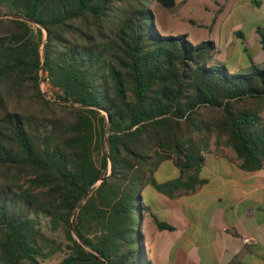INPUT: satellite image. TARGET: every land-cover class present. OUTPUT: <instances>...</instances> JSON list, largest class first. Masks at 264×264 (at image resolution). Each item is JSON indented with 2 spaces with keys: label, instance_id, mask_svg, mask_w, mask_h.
Wrapping results in <instances>:
<instances>
[{
  "label": "trees",
  "instance_id": "1",
  "mask_svg": "<svg viewBox=\"0 0 264 264\" xmlns=\"http://www.w3.org/2000/svg\"><path fill=\"white\" fill-rule=\"evenodd\" d=\"M153 2L175 5L0 0V264H151L144 215L174 226L146 185L193 191L213 134L264 167V67L209 63L214 41L161 33ZM164 161L178 176L159 183Z\"/></svg>",
  "mask_w": 264,
  "mask_h": 264
},
{
  "label": "crops",
  "instance_id": "2",
  "mask_svg": "<svg viewBox=\"0 0 264 264\" xmlns=\"http://www.w3.org/2000/svg\"><path fill=\"white\" fill-rule=\"evenodd\" d=\"M182 1L185 3L187 0ZM227 1L216 0L215 2L218 11L226 14L221 22L225 33H222V37L217 43L214 42L217 53L229 48L225 42V35L232 18L238 20L254 18L252 21L263 20L262 24L264 23V0L253 2L232 0L230 4ZM201 6L208 9L205 5ZM226 9H228L227 12H225ZM198 24L203 25L201 22ZM214 25L215 23L212 21L210 28H213ZM234 32L237 37H243L240 29H235ZM237 49V40H234L231 52H236ZM261 50L264 53L262 46ZM221 62L219 61V63ZM210 63H216V61L211 59ZM229 68L233 72L242 70L235 67ZM205 158V164L199 173L200 178L205 180L193 191H184L175 197H169L157 191L158 202L168 210L165 217L167 220H165L172 224L174 229H158L154 223L157 228V231L154 230L156 238L151 243L146 241L144 234L151 264H178L177 257L180 254L183 255L185 264L202 263V258L199 255L200 246L193 241L195 231H191L193 221L186 212V202L198 193L212 188H215L218 195L205 226L212 233L213 238L212 243L208 241L211 264H254L256 255L264 264V167L258 170H243L238 165L239 160L236 154L234 157L224 153L207 154ZM207 158L223 159L227 164V171L223 177L217 178L213 184H211L212 176L202 170L206 165ZM168 162L171 167L175 168L171 161ZM180 239L181 243L179 244Z\"/></svg>",
  "mask_w": 264,
  "mask_h": 264
},
{
  "label": "rangeland",
  "instance_id": "3",
  "mask_svg": "<svg viewBox=\"0 0 264 264\" xmlns=\"http://www.w3.org/2000/svg\"><path fill=\"white\" fill-rule=\"evenodd\" d=\"M226 1V0H220ZM232 0H228L227 3H231ZM251 2L255 0H250ZM216 0H187L185 3L182 0H176L175 7H163L157 2L150 4L152 11L155 15V23L163 34H186L188 39L193 43H197L202 40H214L218 42L223 31L221 27L222 20L226 17L218 11L217 6H215ZM195 4V5H194ZM201 5H205L208 9L203 8ZM201 6V7H200ZM228 9L225 10L227 12ZM254 18H252L253 20ZM249 20H238L232 18L230 21L227 31L225 42L228 45V50L214 53L211 59L216 62L222 61L228 67H235L244 69L243 71L250 69V64L247 58V54H250L258 67H264V53L261 50V44L259 42L258 35L255 31L257 25H264L262 21H252ZM214 21L215 25L210 28L211 22ZM203 23L198 24V23ZM235 29H240L243 33V37H237L235 34ZM234 40H237L238 49L236 52H231V47ZM246 48V50H243ZM214 57V59H213ZM209 60V63L211 62ZM41 89L45 92H50L46 84H41ZM224 153L228 156H235L233 149L224 143V137L217 138L215 134L209 139V147L205 152L207 154H219ZM204 172L212 176L213 181L211 184L215 183L217 178H222L224 173L227 171V164L225 160H215L207 158L206 165L202 169ZM178 170L171 167L168 161L162 162L156 171L154 172V177L157 182L161 183L166 180L176 177ZM24 186L28 185L26 178L20 180ZM158 192L152 185H146L143 190V200L149 204L150 210L160 219H166L167 208L161 206L158 202ZM218 193L215 188L203 191L200 194L188 199L186 202V212L190 215L193 221V227L191 231H195L193 236V241L198 243L200 246L199 255L202 258L201 264H211V255L209 253V243H212V233L205 228L208 217L216 204ZM167 220V219H166ZM142 232L146 236V241L151 243L152 240L156 238L157 228L154 225L152 217L148 214L144 215L142 220ZM155 230V231H154ZM154 232V233H153ZM171 237V236H168ZM145 239V238H144ZM181 239L179 240V244ZM147 247V246H146ZM176 249V247H175ZM174 249V250H175ZM178 256V255H177ZM254 264H263L259 260V256H255ZM62 255L56 253L53 257L45 259L43 264H59ZM178 264H185L184 257L180 254L177 257Z\"/></svg>",
  "mask_w": 264,
  "mask_h": 264
},
{
  "label": "built area",
  "instance_id": "4",
  "mask_svg": "<svg viewBox=\"0 0 264 264\" xmlns=\"http://www.w3.org/2000/svg\"><path fill=\"white\" fill-rule=\"evenodd\" d=\"M41 84L42 85L46 84L48 86V89H49L48 79H47V77L45 76V74L43 72L41 73ZM49 91H50V89H49ZM45 94H46L47 97H50L51 92H46L45 91Z\"/></svg>",
  "mask_w": 264,
  "mask_h": 264
},
{
  "label": "water",
  "instance_id": "5",
  "mask_svg": "<svg viewBox=\"0 0 264 264\" xmlns=\"http://www.w3.org/2000/svg\"><path fill=\"white\" fill-rule=\"evenodd\" d=\"M105 141H106V139H105Z\"/></svg>",
  "mask_w": 264,
  "mask_h": 264
}]
</instances>
